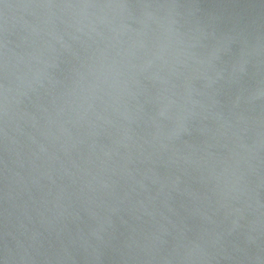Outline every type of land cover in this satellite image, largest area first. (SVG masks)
Masks as SVG:
<instances>
[{
    "label": "water",
    "instance_id": "95a60500",
    "mask_svg": "<svg viewBox=\"0 0 264 264\" xmlns=\"http://www.w3.org/2000/svg\"><path fill=\"white\" fill-rule=\"evenodd\" d=\"M0 264H264V0H0Z\"/></svg>",
    "mask_w": 264,
    "mask_h": 264
}]
</instances>
